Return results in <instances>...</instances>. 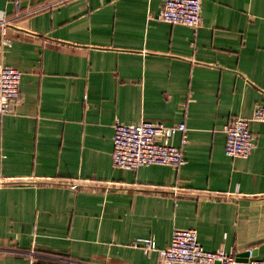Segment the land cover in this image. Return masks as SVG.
I'll return each instance as SVG.
<instances>
[{"label": "crops", "instance_id": "1", "mask_svg": "<svg viewBox=\"0 0 264 264\" xmlns=\"http://www.w3.org/2000/svg\"><path fill=\"white\" fill-rule=\"evenodd\" d=\"M163 1L0 0L23 95L0 119V264H158L130 241L176 227L264 258V122L248 157L224 149L264 100V0H202L197 29ZM141 119L184 122L186 164L115 166L112 124Z\"/></svg>", "mask_w": 264, "mask_h": 264}, {"label": "built area", "instance_id": "2", "mask_svg": "<svg viewBox=\"0 0 264 264\" xmlns=\"http://www.w3.org/2000/svg\"><path fill=\"white\" fill-rule=\"evenodd\" d=\"M17 3V2H16ZM18 8V6H17ZM155 19L170 23L186 24L194 29L201 26L202 0H164L160 11L153 15ZM9 19L3 11L0 13V29L3 44H10L7 36ZM22 71L11 64H0V119L5 114L14 113L23 99L21 94ZM264 122V100L254 105L249 116L237 115L231 117L225 124V153L232 157H248L256 144L255 136L250 128L251 122ZM111 142V159L117 167L136 170L141 165L159 163L180 167L186 164L184 146L187 144V125L184 122L166 124L158 120L141 119L137 123L115 121L113 124ZM179 133L181 143L175 144L171 138ZM73 183L72 186H77ZM170 243L157 247L150 235H140L133 238L130 244L142 249L149 256L156 251L158 264H174V262L211 263V264H264V258H256L254 249L248 247V257L240 260L232 249L222 247L210 248L198 239L195 228L173 229ZM30 252L27 256L29 264H48L44 259Z\"/></svg>", "mask_w": 264, "mask_h": 264}, {"label": "water", "instance_id": "3", "mask_svg": "<svg viewBox=\"0 0 264 264\" xmlns=\"http://www.w3.org/2000/svg\"><path fill=\"white\" fill-rule=\"evenodd\" d=\"M238 255L242 256V258H240V260H243V259L246 260L248 257V251L247 250L240 251V253H238Z\"/></svg>", "mask_w": 264, "mask_h": 264}]
</instances>
